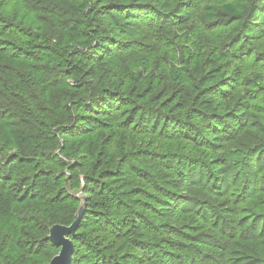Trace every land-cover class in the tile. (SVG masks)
<instances>
[{
    "label": "trees",
    "instance_id": "obj_1",
    "mask_svg": "<svg viewBox=\"0 0 264 264\" xmlns=\"http://www.w3.org/2000/svg\"><path fill=\"white\" fill-rule=\"evenodd\" d=\"M70 2L36 0L32 8L39 5L41 14L37 16L44 24L38 30L24 24L21 27L22 23L0 27V38L10 48L22 41L23 29L32 30H27L32 35L25 49L16 48L7 54L0 47L1 54L9 59V63H0V69L11 74L4 78L0 74V264H46L58 254L60 249L48 239L49 230L56 224L71 225L80 205L69 195L67 183L72 190L84 184L89 196L87 213L73 238V264L261 263L264 108L253 104L247 112L245 91L236 87L241 84L237 78L242 77L243 67L237 68L233 81H229L231 70L225 65L232 64L215 62L222 64L226 58H234L237 43L263 38L264 0H199L202 8L198 19L206 29L232 27L217 51L203 52L196 43L189 46L188 36L185 42L180 37L172 40L171 28L178 23L172 24L169 12L154 5L132 6V10L126 2L101 6L102 1H98L87 13V0ZM110 12L139 22L146 39L154 42L147 49L153 52L151 59L157 56V63L172 60L170 49L177 41L179 65H155L154 70L165 67V73L151 71L146 79L152 65H147L151 69L141 65L144 72L135 76V70L124 69L121 77L132 78L134 84L130 94L109 87L96 93L92 82L95 75L86 73L85 63L102 66L111 54L108 46L119 42L93 29L97 18ZM15 18L18 21V16ZM56 37L61 39L59 47L67 40L62 52L52 48ZM225 46H229V54L224 53ZM59 54L73 59L63 60L56 69L60 73L52 76L53 67L48 64ZM42 57L46 63L33 66L31 62L37 63ZM23 62L31 65H21ZM76 74L83 83L72 86L71 76ZM87 76L93 78L84 81ZM257 76L248 79V94L251 100L264 103V81ZM145 81L150 88L143 90L139 82ZM160 87L163 94L170 91L171 97L162 100L160 94L148 101L149 94ZM228 88L235 94L227 93ZM72 89L82 90L78 98ZM46 95L50 97L44 98ZM178 97L179 117H174V107L170 106ZM115 99L121 105L117 110ZM152 103L160 110L149 109ZM122 106L132 107L125 111L128 119L113 121V134L89 144L96 129L95 115L110 114ZM143 107L146 112L160 114L155 117L157 122L176 124L177 131L171 129L168 139L183 143L177 149L171 147L175 151L160 156L144 150L143 143L136 141L135 136L148 133V118L138 115ZM165 108L172 112L163 113ZM73 136L85 139L74 157L68 152ZM115 139L119 146H114ZM111 152L120 153L117 163ZM145 157L151 158V163H145L148 168L137 165ZM254 165L258 171L255 181L263 185L250 195L254 181L249 175ZM130 178L147 188L133 187ZM239 182L244 185L240 197L235 198ZM50 248L58 250L52 257L47 253Z\"/></svg>",
    "mask_w": 264,
    "mask_h": 264
},
{
    "label": "rangeland",
    "instance_id": "obj_2",
    "mask_svg": "<svg viewBox=\"0 0 264 264\" xmlns=\"http://www.w3.org/2000/svg\"><path fill=\"white\" fill-rule=\"evenodd\" d=\"M98 1H102L101 6H103L105 4L108 5L109 3H111V2L113 3L114 1L126 2V3H129L132 10H135V8L132 6H136L138 8H148V7H150V5L151 6L154 5L159 11L169 12V17H172L171 23L172 24L178 23V24H176V26L171 28L173 31V32H171V35L173 33V36L171 39L175 40V39H179V37H180V38H183V42H185L186 41L185 38L188 36L189 37L188 41H190L189 46L191 47L192 42L196 43L199 45L198 49H202V52L205 50L217 51V47L222 42V38L224 36H226L229 33V31L232 29V27H230V28L222 27V28H216L213 30L206 29V27L204 25H202L198 19L199 15H200V9L202 8V6L198 5L199 0H87L89 5H88L86 12L89 13L91 9L95 8L98 4ZM189 1H192V5H190V6H188ZM23 2L27 6V4L29 3V0H23ZM68 3L69 4L71 3L70 0H68ZM74 3H75V1L73 2V4ZM130 6H128V7H130ZM150 8H152V7H150ZM14 16L15 17L18 16V23H22L24 25L31 26L32 29L35 28L36 30H38L39 25H44L41 18H40V15L36 16L35 21L28 18V17H25L22 12H16V13H14ZM3 19H5V18L0 17V20H3ZM22 21H24V22H22ZM129 21H131V22H129ZM138 23L139 22H137V20H130V19L127 20L125 17H120L119 12H110V14L108 16H99L97 18L96 23L93 26V29L95 31H99L103 35L110 34L113 37H115L116 39H118L119 42L114 44V46H112V47L108 46V47H110L111 54L109 53L105 57L106 60L103 62L102 66H100V67L99 66H91V64H89L88 62L85 63L86 73H88L89 75H92V73H94L93 75H95L94 76L95 80H92V82H93L94 88L96 89V93L109 87V88H115V90L123 92L124 94H127V95L130 94V91H132L134 89V84L130 82V80H132V78L121 77V73L124 72V69H127L128 71L135 70V72L133 71L134 76H135L139 72H144V68H142L141 65H146L143 67H147L148 69H151V68L148 67L147 65H152L153 69L149 70V72L146 73V76H144V79H146V77L150 75L151 71L156 72V70H157L158 73H165L163 71L165 69V67L157 68L154 70V68H156L155 65H174V64L179 65V60H180L179 49L176 48L179 45V43L177 41H173L176 46H174V48L170 49V58L172 60H170L166 63H162V62L157 63V56L156 57L153 56L152 59L149 57V54L153 55V52L149 51V49H147V48L149 46H154V42H150L146 39L147 33L144 32V29ZM8 25H11V23L3 24V26H8ZM3 26H0V27L2 28ZM31 27L28 28L27 30L32 31ZM262 27L264 28V25H262ZM187 29L191 30V31H187ZM23 30L25 32H22V37H23L22 41L19 42L17 44V46H12V48H10L9 44H6L3 41V38L2 39L0 38V47L5 49L7 52L4 50H2V51L6 52L7 54H13V51L16 48L18 50L19 49H25V44L30 41L29 36H31L32 34L30 32H28L26 29H23ZM138 30H141L145 34H143L141 31H138ZM102 31H104V32H102ZM166 32H167V30H165V33ZM244 36L248 37V38L250 37L249 35H246V34H244ZM0 37H1V35H0ZM60 41H61V39L59 37H56L55 39H53L51 41L52 48L57 49L58 52H62L66 48V43H67V40H65L63 43V46L59 47L58 44ZM247 41L248 42H244L245 44L239 42L235 45L233 52H236L237 54L234 55V58H226V60H224L222 62V64H221V62H215V64L216 65H225L226 62H227V64H232V65H225V66L230 67V70H231L228 74V76L231 77L229 81H233V73L236 72L237 68H241V67L244 68V70L242 69V77L237 78L241 81V84L237 85L236 87H239V88L243 89V91H245V93H244L245 94V97H244L245 101L243 103L246 105L245 108H246L247 112L250 113L249 107L253 104L257 105L258 109L264 108V103H257V101L250 99L251 97L248 94L249 86L247 85L248 79H249V81L251 78L255 79V77L257 75H258L257 76L258 78H262L264 81V36H263V38L248 39ZM185 49H186V47H185ZM225 49L226 50L224 51V53L229 54L228 53L229 46H227V47L225 46ZM64 53H66V52H64ZM29 55H31V52L28 53L27 59H28ZM102 58H103V56H102ZM65 59H73V58H71L69 56H65V58H62L60 56V54H59V56L55 55L52 57V62H50L48 64V65H51L53 67L52 71H51L52 76L60 73L56 69L58 68L59 65H62V61ZM99 61H97L95 63V65H98ZM173 61H175V63H173ZM241 61H243V62H241ZM0 63H9V59L5 58L1 54V51H0ZM31 63L33 64V66L34 65L39 66V65H43V63H46V61L42 57L39 59V61H37V63H35V61L31 62ZM21 65H31V64L28 62H23V64H21ZM24 71H25V73H29L27 71L26 67H25ZM61 72H62V70H61ZM0 74L3 76V78H4V76H6L8 74L11 75L10 73H7L3 69H0ZM77 75L78 74L71 76V79L73 81V83H71L72 86H79V85H82V83H83V81H79L80 75H78V76ZM124 76H126V74H124ZM60 77L58 78V81H60ZM63 78L66 79V77H63ZM92 78L93 77H91V76H89V77L87 76L84 79V81H89ZM74 80L78 81V82H75ZM146 81L144 83L139 82V84L141 85L143 90L150 88L149 84ZM113 83H115V85H116L115 87H113ZM135 83L137 84V82H135ZM58 88H60V86ZM162 90L163 89L160 87L159 89L157 88V90L150 93L148 98H147L148 101H149V99H152L154 96H157L160 94L163 96L162 100L169 99L171 97L172 93L170 91L167 90V93L163 94ZM53 91H55V90L53 89ZM72 92L75 95V97L78 98V96H76V95L78 93L82 92V90L79 91V90L72 89ZM226 92L231 93L232 95L235 94V93H233L232 90H230V88H228L226 90ZM222 94H224V92ZM47 97H50V96L46 95L44 98L47 99ZM259 97L262 98L263 96H259ZM179 98L180 97L175 99L173 104L170 106V108L174 107V113H172L173 114L172 116H174V117H177V115L179 117V111H177L178 109H176V107H177L176 103H179V101H180ZM118 100L119 99L114 100V105H116V110L118 107L121 106V105L116 104V102ZM143 103H145V102L143 101ZM143 106H144V104H143ZM131 108L129 106H126V107L122 106L121 110H119V111L115 110V111L111 112L110 114H102V113L96 114L95 115L96 116V123H95L96 129L94 130L93 134L88 139L89 140L88 143L90 144V142L95 140V139L96 140L103 139V136L106 137L107 135L113 134V131H115V129H112V127L115 125V122H113V121L121 122V120L125 121L126 119H128L129 114L125 113V111H127L129 109V112H130ZM151 108L153 111L155 110V108L160 110L158 104H156V103H152V106H149V109H151ZM170 108H165L163 110V113L167 112L165 114L169 115L170 111L172 112V110H169ZM144 109L145 108L143 107V109H142L143 112L139 113L140 112L139 111L138 115L139 116L145 115V117L148 118V120H149L148 133L142 132L138 136H135V137H137L136 141L143 143V149L144 150H147L149 153H154L157 155L159 154L160 156H164L166 153H169L170 151L171 152L175 151V149H173L171 147H176V149H177L178 146H180L183 143L181 141H174V143H172L168 139L169 134L171 133L170 132L171 129H174V132L177 131L176 124L171 123V122L166 123L164 120H160L157 122L155 120V117L157 119V116L160 114H158L156 116L152 110H150V112L149 111L146 112V110H144ZM241 109H244V108H241ZM124 113H125V115H124V117H122ZM150 113H151V115H150ZM162 117L167 118L166 115L164 116V114ZM162 117H161V119H162ZM182 117H184V116H182ZM182 117L180 115V118H182ZM168 120H170V119H168ZM150 132H153V134H152L153 136L151 135ZM161 138H163V139H161ZM83 140H85V139H82V138L77 139L74 136L72 137V139L70 138L71 142L69 143L68 152H70V155H72V157H74L76 155L77 149H78L79 145L83 142ZM115 143L116 144H114V146H116V145L119 146L118 139H115ZM187 147H188V149H190V145L188 143H187ZM82 150H83V148L78 152V154L79 153L81 154L83 152ZM101 150L103 152L107 151L106 148L104 147V145L101 146ZM109 155L116 161V163L119 160L118 158H120L119 157L120 153H118V155H117V153L111 152V153H109ZM150 160H151L150 157L141 158L140 161L139 160L137 161V165H140V167H143V168L144 167L148 168V166L145 163L146 162L151 163V162H149ZM256 167L257 166H255V165L253 166V168L251 169V176L249 175V178L254 181L253 183H251L252 184V188H251L252 191H251L250 195L256 194L263 185L262 183L255 181V179H257V177H258V171L256 170L257 169ZM238 172L239 171H237V172L235 171L234 173H238ZM263 176H264V171H263V174L261 176L262 181L264 182ZM129 180H131V182L133 180V184H132L133 187H140L142 189L147 188V185H145L144 183H140L139 181H135L133 178H130ZM242 185H244L243 182L238 183V185H237L238 189L236 191L237 193L235 194V198L240 197V195L238 193H240ZM230 186L231 185H229V186L225 185V187H230ZM149 194L151 195V193H149ZM136 199L137 198H135V200ZM181 208H183V207H181ZM110 220L111 219H109V221ZM162 247H164V246H162ZM57 252H58V250H56L54 248H50L47 250V253L50 257H52ZM59 252H60V250H59ZM263 258H264V255L260 258V259H262V261L259 264H264ZM50 261L49 262L46 261V262H48L46 264H49ZM250 263L255 264L254 262H250ZM169 264H171V262ZM173 264H177V263L174 262ZM243 264H245V263H243Z\"/></svg>",
    "mask_w": 264,
    "mask_h": 264
},
{
    "label": "water",
    "instance_id": "obj_3",
    "mask_svg": "<svg viewBox=\"0 0 264 264\" xmlns=\"http://www.w3.org/2000/svg\"><path fill=\"white\" fill-rule=\"evenodd\" d=\"M70 176L67 177V181ZM69 195L74 199L80 201L79 208L75 215V221L67 225H53L49 230L48 239L57 248H60V252L53 257L49 264H72L75 254V245L73 238L76 237L77 231L87 213L89 196L85 194V185L83 184L80 189H70L69 183H67Z\"/></svg>",
    "mask_w": 264,
    "mask_h": 264
},
{
    "label": "clouds",
    "instance_id": "obj_4",
    "mask_svg": "<svg viewBox=\"0 0 264 264\" xmlns=\"http://www.w3.org/2000/svg\"><path fill=\"white\" fill-rule=\"evenodd\" d=\"M33 4H36V0H29L27 6L23 2V0H0V17L5 18L3 20H0V26L8 23H11L13 25L18 23L14 16V13L16 12H22L25 17L34 20L35 17L41 13L39 12V5H37L36 9H33ZM23 26L24 25L21 24V27Z\"/></svg>",
    "mask_w": 264,
    "mask_h": 264
}]
</instances>
